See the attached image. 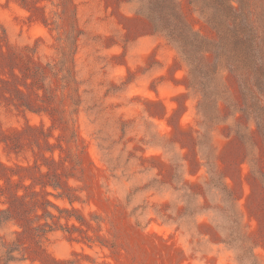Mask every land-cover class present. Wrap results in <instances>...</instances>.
<instances>
[{"label":"rangeland","instance_id":"374dc122","mask_svg":"<svg viewBox=\"0 0 264 264\" xmlns=\"http://www.w3.org/2000/svg\"><path fill=\"white\" fill-rule=\"evenodd\" d=\"M206 3L0 0V264H264V135L220 63L204 117L167 34L205 53Z\"/></svg>","mask_w":264,"mask_h":264},{"label":"trees","instance_id":"16d2710c","mask_svg":"<svg viewBox=\"0 0 264 264\" xmlns=\"http://www.w3.org/2000/svg\"><path fill=\"white\" fill-rule=\"evenodd\" d=\"M194 1V0H192ZM204 1V0H200ZM252 0H220V7L227 20L231 18L235 19L236 26L234 29L230 28V25H226L223 21L220 24V32L218 31L219 37L217 39H210L201 35L194 28L189 30L190 35L193 39L198 40L201 44L206 45L207 49L202 54H190L187 51L186 42L183 38L174 36L167 32L168 36L172 41H175L178 48L180 49L184 59L190 66V74L193 81L189 84L191 87L201 89L202 100L199 103L201 112L206 119H215L218 117V102L217 99L220 97V92L224 91L215 82L219 79L213 68L215 64L220 63L223 67L229 71L237 81L238 92H239V105L235 103L240 109L243 110V115L247 118L253 114L254 119L257 122L259 133L264 135L262 122L264 121V38L258 30L257 22L254 16L255 7ZM206 8H202V12L206 11L207 14L212 9L210 6V0H207ZM216 15H210L208 19L214 18ZM218 17V16H217ZM162 28V27H161ZM164 30V28H162ZM234 30V31H233ZM67 41L69 43V52L72 47L75 46L76 39L74 38L73 32L67 34ZM231 40L237 45V49L234 51L230 47ZM242 41L244 43L252 42L254 45L245 49L242 48ZM241 49V50H240ZM240 50L238 53H236ZM69 54L62 56L58 62V72L62 73L68 65ZM71 61V60H70ZM70 71H68V76ZM217 77V80H215ZM65 78V75H64ZM66 80L65 82H67ZM226 93V91H225ZM216 95V96H215ZM217 98V99H216ZM205 119V120H206ZM261 124V126H260ZM211 158V155H210ZM213 180L218 181L220 178L216 176ZM226 192H229L228 186L223 183ZM60 194L59 196H62ZM69 199H71L69 197ZM9 210H0V224L8 218H4L3 214ZM25 229V227L23 228ZM16 248H11L10 253H13ZM13 259V256H10Z\"/></svg>","mask_w":264,"mask_h":264}]
</instances>
